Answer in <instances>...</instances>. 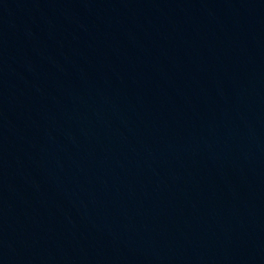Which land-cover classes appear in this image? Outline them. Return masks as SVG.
<instances>
[{
    "label": "water",
    "instance_id": "95a60500",
    "mask_svg": "<svg viewBox=\"0 0 264 264\" xmlns=\"http://www.w3.org/2000/svg\"><path fill=\"white\" fill-rule=\"evenodd\" d=\"M0 264H264V0H0Z\"/></svg>",
    "mask_w": 264,
    "mask_h": 264
}]
</instances>
